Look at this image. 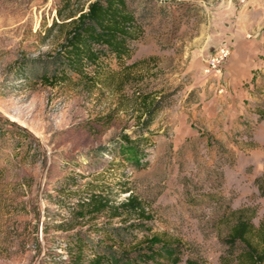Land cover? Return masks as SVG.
<instances>
[{
  "label": "rangeland",
  "instance_id": "rangeland-1",
  "mask_svg": "<svg viewBox=\"0 0 264 264\" xmlns=\"http://www.w3.org/2000/svg\"><path fill=\"white\" fill-rule=\"evenodd\" d=\"M92 1L0 0V264H68L52 228L74 201L62 195L120 202L124 187L170 245L168 264H250L229 232L242 212L261 253L264 0H146L125 68L106 57L83 79L29 80Z\"/></svg>",
  "mask_w": 264,
  "mask_h": 264
},
{
  "label": "trees",
  "instance_id": "trees-1",
  "mask_svg": "<svg viewBox=\"0 0 264 264\" xmlns=\"http://www.w3.org/2000/svg\"><path fill=\"white\" fill-rule=\"evenodd\" d=\"M144 1L146 0L92 1L87 10L72 21L64 42L60 45L59 56L46 58L43 66L48 61L52 64L45 70L37 72L34 68H27V78L49 85L69 81L71 76L83 79L86 78L85 70L88 67H97L100 59L106 57H111L125 68V62L131 55L132 43L142 32L140 22L146 11ZM144 103L147 117L143 123L148 128L153 124L163 103L160 99L151 103L145 100ZM263 112L259 115L260 120L264 118ZM121 139L131 142L126 135H122ZM122 192L128 196L120 202H113L98 190L70 191L69 194H75V197L62 195L74 201H69L72 206L68 208L67 219L52 228L63 233L61 238L66 245L68 264H142L150 259L156 264H168V258L164 254L170 245L158 235H150L152 215L146 211L142 200L132 189L124 187ZM234 214L230 239L244 244V257L250 264H262L264 232L260 234L258 231L262 243L259 253L250 241L254 232L251 219L239 211ZM103 218L105 221H100ZM115 219L120 220V225L112 223ZM139 233H143V242L151 251H146L148 247H141L142 243L136 242ZM130 248L127 251L121 250ZM117 255L122 257L113 261Z\"/></svg>",
  "mask_w": 264,
  "mask_h": 264
},
{
  "label": "crops",
  "instance_id": "crops-1",
  "mask_svg": "<svg viewBox=\"0 0 264 264\" xmlns=\"http://www.w3.org/2000/svg\"><path fill=\"white\" fill-rule=\"evenodd\" d=\"M227 73H228V72H227ZM239 92H240V94H242V92H243V91L241 90V91H239ZM232 116H233V115L229 114V117H231V118H232ZM212 118H213V117H210V121H212V120H213Z\"/></svg>",
  "mask_w": 264,
  "mask_h": 264
}]
</instances>
